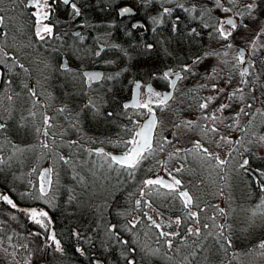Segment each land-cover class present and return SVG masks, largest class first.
I'll return each instance as SVG.
<instances>
[{
  "label": "snow or ice",
  "instance_id": "1",
  "mask_svg": "<svg viewBox=\"0 0 264 264\" xmlns=\"http://www.w3.org/2000/svg\"><path fill=\"white\" fill-rule=\"evenodd\" d=\"M2 2V0H0ZM11 4H16L22 8H31V17H34L32 35L35 40L46 42L48 39H60L54 32L55 24L52 17L56 15L54 5L63 4L66 8L71 9V15L74 18L82 16L81 8L75 0H9ZM140 9H154L153 15L148 17L152 25L159 26L161 23L167 22L176 10L188 14L191 19H199L200 23L197 26L187 30V36L195 39L201 37L204 32H207V39L216 43L217 47L211 48L210 51H205L203 55H197L190 62H186L177 69L167 68L162 73L153 72L150 78L153 81H163L165 89L163 91L156 90L152 84H144L139 80H132L128 83L131 85L130 100L125 101L120 105L118 113L108 112V117H119L125 122L118 125L120 133L114 143V147L120 149V154L106 153L103 147L88 150L89 155H94L100 160V168L108 175L115 174L118 186L135 182V191H130L127 194L128 207L123 211H118V215L124 217L123 227H118L117 223H108L104 229L105 239L101 241L104 250L109 248L113 252L120 248V257L123 258L124 264H136L131 253L136 251V246L139 245V237L135 241L122 238L124 233H133L137 231L139 226L145 229V235H154L156 242L161 241L168 250H175L179 255L181 249L174 245V240L179 238L180 244L185 248L192 250L187 252L178 264H195L197 258V249L204 250L207 246L203 244L200 238L203 236L205 240L214 238V245L225 251L232 247L231 236L226 234V230L230 227L227 223L218 224V217H225L227 213L223 207H214L215 215L205 216L202 219L203 213L207 211L206 207H200L199 198L184 186L182 179L177 178L178 174L189 171L188 158L193 160H201L208 163L209 167L217 171L219 179L227 180V166L232 160L240 158L236 171L243 170L246 173L252 171L248 156L253 155L252 145H264V134H258L251 131L254 120L257 115L264 117V111L253 108L258 97L255 96L257 87L264 89V84H258L261 78V73H264V57H259V53L264 51V0H210L209 3L201 4L199 8L196 5L186 7L182 0H136ZM160 4L157 8L156 5ZM170 6V5H173ZM137 8L132 4H124L118 7L117 15L121 18L131 19L137 14ZM3 9L0 8V12ZM219 11L221 16L213 17V12ZM196 12V16L192 13ZM181 22L180 16H175L171 20L172 32L178 35L182 34L179 28ZM5 17L0 15V87H3L4 92L0 94V112H7L8 117L12 116V110L5 108L3 101H13V94H9L11 86L15 82L14 77L19 76V72L14 70L19 68L24 73L28 69L23 64H18L14 57L6 48H11L13 45L5 43L7 33L3 32ZM255 25V28L252 26ZM84 27V25H81ZM147 25L144 21H134L131 23V28L126 29L128 35H132L135 31L145 29ZM246 30V33L252 34L251 40H245L249 44L248 48L237 47L234 44V35L240 29ZM152 32L157 31V27L150 29ZM78 38L80 42L85 41V36L81 32L70 33ZM31 42L29 43L30 46ZM113 49H118L124 55L128 52L119 45H110ZM147 50L154 48L153 44H146ZM81 49H77L80 51ZM59 53V49H53ZM104 46H100L95 50L93 55L100 57L105 53ZM259 57V58H258ZM211 58H216L217 65H207L205 61ZM113 61H107L112 63ZM222 64L224 67H220ZM258 65L259 67L258 69ZM60 68L70 74L73 79L82 77V82L86 81L89 85L93 82L116 80L121 73L116 72L114 75H102L99 71H89L84 73H75L67 63L60 64ZM227 69V71H226ZM8 73H13L8 79L4 76ZM239 77L236 80V77ZM253 77L252 79H249ZM192 80L194 87H188L187 81ZM235 81V83H234ZM184 83L187 92L178 85ZM23 88L27 91L28 97L31 99L33 108L38 109L39 103L37 100L38 93L35 88H30L27 83L23 84ZM201 90L208 94L201 96ZM247 90V91H246ZM180 93L179 104L185 105L186 110L197 112L199 115L196 120L186 119L179 124H173L177 130L183 128L191 131L198 126L199 121H204V125L200 128L202 139L210 140L217 147L225 148V154L222 156L219 153L209 151L201 140H195L190 148H179L175 146L174 140H178V131H173L172 136L163 135L164 129L162 122L158 119L157 112L163 113L171 109L172 103L178 100L175 95ZM19 97V93L15 94ZM261 98H264V91H261ZM264 103V99H261ZM86 108L100 114V107L93 100L89 99ZM66 107H61L57 110L59 116L66 113ZM225 113H228L225 115ZM37 111L29 110V116L35 120ZM42 115V123L32 124L35 133L39 140V146L43 150L41 157L51 154L52 165L43 169L33 167L28 173V179L24 180L21 177H14V181H19L22 190L13 192L17 199L21 202L32 201L33 205L43 203L45 207L30 206L21 207L16 200L12 198L9 192L0 191V212L11 210L12 214L5 217V222L8 220L15 221L17 216L15 213H20L29 225H34L38 230L29 233L32 237L40 238L43 243L38 244L35 252L40 253L47 248H53L55 253L66 255L62 242L57 238L55 232V221L50 215L47 208L56 207V193L59 191L60 172L57 171L58 165L73 166V152L69 151V155L60 154L59 149L62 147L55 140L56 133L52 131L56 125L53 123L55 117ZM241 117H250L246 127L240 126ZM24 124L22 127H28L26 118L21 117ZM78 115L75 120L69 121V128H78ZM7 128L5 116L0 114V134ZM221 128L225 131L221 132ZM230 131H239L242 133L240 137L233 140L229 135ZM63 135V133H61ZM218 137V138H217ZM4 143H0V152L5 151L10 145L12 154L8 157L0 156V172L12 166L14 160H19L29 149H22L12 141L5 138ZM173 147L172 152H168L166 158L161 159V156L166 153L167 146ZM68 149L78 148L76 140H68L66 142ZM243 149V151H241ZM39 159V157H38ZM176 160L180 163L179 167L170 168L169 161ZM146 162H152V165L147 169L144 168ZM155 170H163L165 176L156 175L147 176L143 180L137 181L138 173L146 171L152 173ZM61 171H64L61 168ZM73 171L75 169L73 168ZM260 194V202L255 204L252 210V216L264 215V170L257 169L254 174ZM107 178V177H105ZM73 179H77L80 183H84L82 177L76 173ZM35 180V182H34ZM5 184L7 178L5 177ZM15 188V183H14ZM220 195H223L221 190ZM76 197L70 194L69 202ZM160 200L159 205L156 201ZM7 205L8 208H3ZM119 208V206H117ZM131 209V210H129ZM163 209V211H162ZM103 211V209H101ZM165 211L169 215L165 216ZM211 221V224L208 221ZM212 229H217L213 232ZM2 230V229H0ZM207 230V236H204V231ZM71 236L77 240L81 239V233L73 230ZM196 237L197 239L189 244V239ZM7 240L11 242L13 235H8ZM90 246L95 247V243L90 238H85ZM14 248L27 249V244L19 246L13 245ZM256 249L260 255H264V240H261ZM146 255H156L159 249L146 250ZM75 253L84 256L86 249L75 247ZM7 253V248L4 249ZM15 259L16 251L8 253ZM110 255L112 253H109ZM33 252L29 251L24 258L23 264H32ZM168 260H173L172 256L167 257ZM16 264H21L17 261ZM89 264H107V257L90 258Z\"/></svg>",
  "mask_w": 264,
  "mask_h": 264
},
{
  "label": "flooded vegetation",
  "instance_id": "2",
  "mask_svg": "<svg viewBox=\"0 0 264 264\" xmlns=\"http://www.w3.org/2000/svg\"><path fill=\"white\" fill-rule=\"evenodd\" d=\"M81 1H82V5H80ZM83 1L84 0H75V2L78 4V6L81 8V11H82V16L79 18H74L71 15V9L66 8L63 4L54 5V8L56 10V15L52 17V21L56 25L54 28V32L56 36H59L61 38L60 39H56V38L48 39L46 42L37 41L32 35V29H33L32 22L34 21V17H31L30 13L31 11H34V9L21 7V11L16 12L13 10L15 8L14 4H11L9 0H4L3 1V3L5 2L3 4L4 9L2 12H0V15H3L6 21H8V23H13V22L18 21V24L22 25L21 27H15L12 30L10 29L9 25L8 27L6 25L3 26V28L5 27V29H7L6 31H9L10 33L15 32V36H18V40L20 41L21 45L30 43L29 40H32V43L36 47V48L34 47V49L38 50L41 55H49L51 53H54L56 56H58L57 58L58 62L56 63L58 67L56 68L52 67L51 70H48L47 76L45 78L43 77L44 80H42L41 83L45 84L46 87L52 89L50 94L54 97L55 103H56V105H53L52 108L59 109L61 107H66L67 109L66 112L73 113L76 116L78 115V122H79L78 127L79 128H76V129L80 130V132H83V134L81 135L80 132H78L77 130L75 133L77 136L75 138L76 139L80 138V140H82V143L84 141H88L89 144L92 145L93 133L87 127V121L93 115H95V113L92 111H89L86 108V105L88 104L89 99L93 100L95 103L99 105L100 111H102V109L104 111V109H106L109 106L111 109L119 108V110L116 111V112H119L120 106L118 107V105H114L116 102H110V100L102 104L103 103L102 97H104V94L101 93L102 87L107 86L108 81H105L102 79L101 81L93 82L91 85H89L86 81L82 82V77L78 79H73V77L70 74H66L60 68V64L67 63L69 67L73 70V72L75 73L82 74L86 70L93 69V68H99L102 71V75H107V74L111 75L110 72L109 73L107 72V74L104 73L103 66L114 64L115 62L114 55H116L117 52H119L118 49H113L110 47V45H118V43L115 41L116 39L111 38L112 33L117 32L119 34H122L123 36H125V39L129 36H133L135 39V46L137 47V51H140L141 53H145L147 51V49L145 48V45L149 43L152 44L150 41H153L155 43V47H157L156 45H158L159 48H161V50L155 49V53L157 54L156 58L145 60L146 64L144 65L146 67L151 66L150 67L151 69L148 68L147 69L148 71H144L142 67L139 68L140 71L144 72V75L143 73L141 74V76L143 75L142 77L144 79L139 78L135 80L142 81L146 85L152 84L156 90L163 91L165 89L164 82L163 81H153L150 78L151 73L156 72L155 70L156 68L154 67L155 65L163 64L164 68L162 69V72L165 69L170 68V67L177 69L179 66H182L186 62H190L192 58L196 57L197 55H203L205 51H210L211 48L217 47V45L215 42L207 39V32H204L201 37H198L195 39L188 37L186 34L187 30L190 29L191 27L197 26L200 23V20L189 18L188 14L182 12L181 10H176L173 16L167 19V22L161 23L159 26H157V25H152L150 20L148 19V17L155 14L154 9H151V8L150 9H140L136 3V0H111V4L114 9V13H116V15H117L118 7H122L124 4H132L134 7H136L138 9L137 14L131 19L121 18L117 15L116 19L113 21L103 20V19L95 21L94 18L91 19L88 16V12L84 9L85 2ZM182 2L185 4L186 7H192L193 5H196L197 8H199L201 4H205V3L210 4V0H182ZM170 6L174 7V4ZM156 7L159 8L160 4L158 3ZM221 15L222 13L219 11L213 12V17H218ZM175 16H180L181 18L179 28L182 34L180 35L172 32L171 20L175 19ZM192 16H196V12H193ZM134 21H144L147 27L145 29L135 31L132 35H128L126 33V29H130L131 23ZM81 25H84V27H81ZM152 27H157V31L152 32L150 30ZM252 27L255 28V25H253ZM77 31L81 32V34L85 36L86 38L85 41L80 42L77 37L70 35V33L77 32ZM252 35H254V33L248 34L246 33L245 29L240 28L235 33L234 38H233L235 46L248 48L249 44L246 43L245 40L246 38L247 40H251ZM179 37H182V40H183L182 45L177 40ZM6 39L11 40L10 37H6ZM53 40H55L54 49L58 48L59 53L53 51V49L50 47V44H52L51 42H53ZM100 46H104L106 51L105 53H102L100 57H96L93 55V53L95 50H98ZM78 48L81 50L77 51ZM158 51H160V53ZM53 57H52V61L56 62V59ZM259 57H264V51H261L259 53ZM107 61H113V62L107 63ZM17 63L21 64L18 61ZM205 63L207 65H217L218 61L216 58H211L205 61ZM146 67H143V68H146ZM220 67H224V66L220 64ZM259 67L261 66L258 65V69ZM14 71L19 72V69L17 68ZM22 74L23 75L21 77H23L24 79L23 82L26 81L28 86L32 85V83L34 82L33 77H30L26 73H22ZM9 76H13V73H8L7 75L4 76V79H8ZM252 78L253 77H250L249 79H252ZM14 79H15V82L11 86L10 90L17 87L18 84L22 83L19 81V76H15ZM238 79L239 77L237 76L236 80ZM186 83L188 87H194L192 80H188ZM258 84H264V73H261V78L258 81ZM178 87L183 88L184 91L187 92V88L184 86V83L179 84ZM21 91L23 92L22 93L23 96H20V98L17 97L18 99L15 100L14 102L12 101L11 102L12 104H18V105L22 104L23 106L27 104L26 102L27 100L26 97L28 95L27 91H24V89L23 90L21 89ZM261 91H264V89H260L259 87H257L255 96L257 95L258 97L257 103H259L261 107L264 109V103L261 102V99H264V98H261ZM207 94L208 93L204 90H201L200 92L201 96H204ZM175 95L177 96L178 100L176 102H170L172 103V107L171 109H169L170 111L169 110L167 111L168 113L170 112L172 114L174 121H178L177 120L178 116L192 113V111L186 110L187 101H185V105L179 104L180 93L178 91L175 93ZM130 96H131V92L127 98L121 101L120 105L124 103L125 101H127L130 98ZM43 102L44 101H42L41 104ZM15 108L16 107H14V109ZM17 108L21 109V106L19 105ZM194 113H197V112H194ZM227 114L228 113H225V115ZM157 116L159 119V111L157 112ZM84 118H86V120ZM243 118H244V121H240V126L246 127L249 119L248 117H243ZM204 123L205 122L201 120L200 123H198L199 124L198 128L192 129L196 131L197 135H199L200 137H201L200 128L204 125ZM262 123L264 124V122ZM80 125L82 126V129ZM12 127L13 126H11V128ZM30 128L31 127L29 125L28 131L26 130V128L24 130L21 129L22 131H19L17 134L18 135L20 134L23 137L22 138L17 137V138H18V141L20 142H23L24 140L29 145V146L27 145L29 150H32V146L36 145L37 143L35 142L36 138L35 139L30 138V134H31V132L29 134V131L31 130ZM263 128L264 127L261 126L260 129H262L263 131L262 132L260 131L258 134H264ZM9 129L10 128H8V130ZM224 131L225 129L221 128V132H224ZM251 131H254L253 127ZM229 135L231 136L233 140L239 137L238 131H230ZM7 136L9 137V135ZM105 136L107 138L104 137V139L102 140L105 141L106 139V143L109 144L111 140L110 138H108L107 133H105ZM202 141L205 147H207L209 150H213L215 153L217 152L224 153L225 148L217 147L214 143H211L210 140L202 139ZM58 142L61 143L63 142V140L58 139L57 143ZM190 144L191 143H189L187 147H189ZM100 147H103L104 150H106V148L102 145H99V147L97 148H100ZM250 147L252 148L253 155L248 156V158L250 160V166H251L252 171L250 173H246L243 170H240L238 172L234 169L233 171H230V172H232L233 174L240 173L245 179H247V182L249 183V187L252 188V190L254 191L255 190L254 188L258 189V185H257L256 178L254 175L256 173V170L254 169V166H253V160L255 159L254 145ZM65 150L69 154L70 149L65 148ZM107 151L108 153L113 154L114 152H120L121 150L112 151L111 149H107ZM74 152H77V149H75ZM80 153L82 152L80 151ZM80 155L84 156L85 154H80ZM30 156L31 154H29V157ZM83 156L81 157V159L83 158ZM191 159L192 158L190 157L188 158V163H190L192 166L194 165V161ZM151 165H152V162H146L144 165V168L147 169ZM172 166L173 165L169 164L170 168ZM46 167H49V166L46 165L43 168H46ZM189 167L190 165L188 164V168ZM76 170L77 171L75 172V174L80 173L81 175L79 176H84V174L88 173L87 170L85 172H82V170H79V168H76ZM101 171L103 172L102 175H105L108 178L110 177L111 179L116 180L115 176H113L114 174L108 175L106 172H104L103 169ZM157 174L165 176V178L167 179L162 169L161 170L154 169L152 173H147L146 171H142L138 173L137 181L143 180L147 176H152L154 178ZM214 174L215 176H212ZM73 176L74 174L73 175L66 174L67 179L71 178L72 180H74L75 185H74L73 194L76 197L73 200V203H74V201L76 200L78 201L81 193L82 194H85V193L84 191L82 192V188L79 187L80 182L77 179H73ZM203 177H205L204 180H202ZM210 177L218 178L219 176L217 175V171H213L212 169H210L207 171L198 172L196 170L189 169V171L184 172L181 177L180 176L177 177V178L184 180V182L188 185V188L191 190L194 197L199 198L198 203L200 204V207L207 208V211L201 214L202 219L205 216L215 215L213 208L218 207V205L217 204L215 205V202H213L215 198L212 200H208L210 197H208L207 195L210 193V190L212 191V189L215 187V185L213 184V181L214 180L218 181V179L212 180ZM230 177L234 178V175L233 177L232 176ZM209 180L211 181L209 182ZM232 181H233L232 183H236V179L235 180L232 179ZM185 183L184 185H186ZM108 185L110 184L108 183ZM234 188H235V185L233 186V189ZM0 191H4V190L0 188ZM62 192H63L62 186L60 185L58 194H61ZM111 192H112V188L111 186H109V188H107L103 193H99V194H102L101 196L104 195V198L101 199L100 197H96L97 201L95 203H93V201L92 202L90 201L91 206H93L92 207L93 211H90L87 217L80 218L81 220L77 222L78 224H80L79 226L80 228H76V227L73 228V230L81 233L80 240H77L75 237H73L74 238L73 248L75 249V247L79 246V247L86 249V254L83 257L87 259L88 263H89L90 258H93V257L95 258L108 257L110 258V261L108 260L107 264H124L123 258L120 257V248H122L123 246H120L119 248L116 249L115 252H113L111 248L104 250L102 243H101V241L105 239L104 229L108 223H117L119 221L118 227H121V228L123 227V224H124L123 218H120L119 216H117L115 219H112L109 216L108 209H109L110 204L107 206V203L109 201L106 202V199L108 198V195L111 194ZM90 198L91 196L89 197V199ZM102 203H104V205H101ZM160 203H161L160 200L156 201L157 205H159ZM249 203L250 201L246 202L247 205ZM101 209H103V211H101ZM168 215L169 213L165 211V216L167 217ZM208 223L211 224V221L209 220ZM217 223H218V218H217ZM142 235L145 236V229L143 228V226H139L137 231L133 233H124L122 238L135 241L138 236L140 238L139 239L140 241ZM85 238H90L95 243V247H92L87 242H85ZM152 238L154 240L153 241L154 243L152 244L154 245L152 246L153 249L154 248L158 249V246L160 244L156 242V237L154 235H152ZM193 239L196 240L197 238L196 237L190 238L189 243ZM212 239L214 240V238L210 237L207 240H205L204 237L202 236L201 241L207 247L204 250L197 249V258H196L195 264L197 263L205 264V263H211V262L218 263L219 261L222 262V257L221 255H219L220 254L219 251L216 248L213 249L214 242ZM174 242L179 243V246L177 245L181 249L179 255H177L176 251L172 250L173 251L172 252L171 250H168V249L162 250V252H160V256L159 254L146 255L145 251L141 250L142 247H140V245L138 246L134 245L136 247V251L134 253H131V256L134 257L136 264H178L179 261H174L170 263L166 261V259H163L161 257H163L164 254L170 255V254L176 253L177 256H181L180 258H182L185 254H187V252L191 251L192 249L185 248L184 245L180 244L179 238L175 239ZM109 253H112V254L110 255ZM205 258H209V260L206 261Z\"/></svg>",
  "mask_w": 264,
  "mask_h": 264
},
{
  "label": "rangeland",
  "instance_id": "3",
  "mask_svg": "<svg viewBox=\"0 0 264 264\" xmlns=\"http://www.w3.org/2000/svg\"><path fill=\"white\" fill-rule=\"evenodd\" d=\"M3 1L4 0H2V2H0V8H2V9H4L3 4L5 3V2L3 3ZM14 6H15V8L13 9L14 11H16V12L21 11L20 6H18L16 4H14ZM7 11H8V9H7ZM5 25L7 27L9 25L11 30L15 27H21L22 26L21 24H18V21L13 22V23H8V21H6V19H5L4 26ZM2 30H3V32L7 33V37H10V39H11V40H7L5 38V43L8 45H13V47H11V48H6V51H9L14 57H16L18 62L23 64L24 67L28 69V72L26 74H28L30 77H33L35 83L33 82L32 85H29V87L35 88V90L37 91V93H38L37 100H38V103L40 105L38 109L33 108L31 99L27 95V97H26L27 104L24 105L25 107L22 104H19L21 106V109L18 108V111L15 110V111H17V112H15L11 102H8L6 99L3 101L4 107L10 108L12 110V116L9 118L7 112H0V114H3L5 116V119L7 122L6 130L2 134H0V143L6 142L5 141V138H6L7 140L12 141L14 144H16L17 146H19L22 149H29L28 148L29 145L24 140H23V142L17 141V139H15V137L10 135V131L8 130V128H11V126H13V125H17L19 128H21L23 130L26 128L27 131H28V127L30 125V127H31L30 128L31 130L29 131V134L31 132L30 138H34V139L36 138L35 142L37 143L36 145L32 146V150L27 151L24 154V156H22L19 160H14L12 162V163H16V166L19 169V172L15 173L14 175L12 174L13 183H17L20 185L19 181H14V177H21L24 180L28 179V173L31 171V169L33 167L43 169V167L46 165L47 166L52 165L51 154H49L47 156H43V157L40 156L41 152L43 151L39 146L40 137H38L36 135L34 128L31 126L32 124L42 123V115L41 114L46 113L47 115H49L51 117H55V120L53 121V123L56 125V127H54L52 129V131L56 133V136H55L56 142L58 141V139L63 140V142H61V143L58 142V144L62 145V147L59 149L60 154L65 155V156L69 155L68 152L65 150V148H67V147L63 146V145H66V142L68 140H71V139L76 140L78 142V145H79L78 148H75V149H77V152H74L75 149L69 150V151L73 152V157H72L73 158V166L72 167L64 166L62 164L57 166V171L60 172L59 187L62 184L64 177H66V174H72V175L74 174L75 175V172L77 171L76 168H79V170H82V172H85L86 170L88 171V173H86L87 176H86V174L84 176H80L84 180V183H82L81 187L84 190L86 198H89L92 194L103 193L110 186V185H108L109 178L107 176H106L107 178H105V175H102V172H101L100 166H99L100 165L99 158L94 156V155L88 154V150L96 149L97 147H99V145H97V144L90 145L88 141H84L82 143V140H80V138H77V139L75 138L77 136L75 133L78 129L69 128L68 125H69V121L75 120L77 118V116L73 113H70V112H66L63 116H59L57 114L58 109L52 108L53 105H56L54 97L50 94L52 89L46 87L45 84L41 83V81L44 80L43 77L45 78L47 76L48 70H51L52 67L54 68L53 61H52V57H53L52 53L49 55H41L38 50L34 49L35 46L32 43V40H29L31 42V44H30L31 46H29V43L21 45L20 41L18 40V36H15V32L10 33L9 31H6L7 29H5V27ZM34 50H36V51H34ZM19 73H20L19 81L22 83L18 84L17 87H15L9 91L10 94H13V102L15 100H17L18 98H20V96H23L22 95L23 92L21 91V89L23 90L24 89L23 84L27 83L26 81L23 82L24 79H23V77H21L23 75L22 73H24V72L21 69H19ZM24 91H26V90L24 89ZM3 92H4V89H3V87H1L0 88V94H2ZM16 93L20 94L18 98L15 95ZM256 97H257V95H256ZM42 101H44V102L41 104ZM257 102H258V99L255 101L253 108L250 111L254 112L256 109H261V111H264V109L261 107V105ZM29 110L37 111V113H38L37 116L35 117L34 121H33V118L29 116ZM198 115H199L198 113L192 112L189 114L180 115L177 118L178 121H174L172 114L170 112L168 113L167 110L164 111L163 113L159 112V120L162 122V127L164 129L163 135L172 136L173 131H178V140H176V141L174 140V143H175V146L179 147V148H190V147H192V143L195 140H201V142L203 143L202 138L199 135H197L196 131H194V130L187 131L183 128L177 130L173 127L174 123L179 124L186 119L196 120ZM21 117L26 118L27 123H28V127H22L21 126L22 124L25 123V121H23L21 119ZM261 117L262 116L257 115L255 120H254L253 130L257 133H259L260 131L261 132L263 131L262 129H260L261 126L264 127V124L262 123V122H264V117H262V118ZM249 118L250 117H248V119ZM241 121H244L243 117H241ZM199 123H200V121H199ZM195 128H198V126ZM71 130H72V132H71ZM78 132H80V130H78ZM33 133H34V135H33ZM61 133H63V135H61ZM80 134L82 135L83 132H80ZM7 135H9V137ZM17 135H16V137H20ZM238 135L240 137L242 135L241 132L238 131ZM108 138H110V140H111V142L109 144L114 145V143L116 141L115 140L116 137L109 136ZM192 139H193V141H192ZM189 143H191V144L189 145V147H187V145ZM225 150H224V153L219 152L220 155L223 156L225 154ZM80 151L82 153H80ZM104 151L106 153H108L109 150L107 151V149H106ZM112 151H118V150H112ZM172 151H173V147L171 145H168L167 151L165 154H163L161 156V159L166 158L167 153L172 152ZM209 151L214 152L213 150H209ZM241 151H243V149H241ZM254 152H255L254 155L257 156L256 158H258L260 156H264V147L262 145H259L257 147L256 151L254 150ZM76 153H77V155H76ZM11 154H12V148L10 145L8 146V148L5 151L0 152V156H4V157H8ZM29 154H31L30 157H32V158L29 157ZM80 154H85V155L83 156ZM82 156H83V158L81 159ZM38 157H39V159H38ZM191 160H193V159H191ZM193 161H194V165H192V166L190 163H188L190 165L189 169H191V170H196L198 172H202V171H207V170L211 169L209 167L208 163L205 161H201V160H193ZM239 162H240V158L237 156V159L232 160L230 162V164L227 166V169H226L227 180L226 181L220 180L219 177L218 178H215V177L211 178L210 177L212 180L218 179V181H216V180L213 181V184L215 185V187L212 189V191L210 190V193L207 195L208 197H210L208 200H212L215 198L213 200V202H215V205L217 204L218 207H223L227 213V219H225V217H218V224L227 223L230 227L226 231H230V229L234 227V229H236L238 231L236 233L238 235L241 233V229L246 230L248 227L251 229H253V227H256L257 229L263 227V229H264V215L258 214L255 217L252 216V210H253L256 203L254 201H251L249 203L250 205L246 204V202H248L249 198L250 199L253 198L252 196L254 193L252 188L249 187V183L247 182V179H245L240 173L233 174L232 172H230V171H233L234 169H236V167H238ZM169 164L173 165L171 168H176V167L180 166V163L177 162L176 160L169 161ZM253 166L256 170L257 169L264 170V168L256 166L255 164H253ZM61 168H63L64 171H61ZM73 168L75 169V171H73ZM79 175H81V174L79 173ZM182 175H183V173L178 174V177L179 176L181 177ZM233 175H234V178H231L230 176L233 177ZM212 176H215V174ZM204 178L205 177H203L202 180H204ZM232 179L233 180L236 179V183H232L233 182ZM210 181L211 180H209V182ZM34 182H35V180H34ZM183 182H184V180H183ZM234 185H235V188L233 189ZM184 186L186 188H188L187 184ZM79 187H80V185H79ZM12 188H13V190L16 189L14 187H12ZM16 190H22V189H16ZM221 190L223 191V195L219 194ZM189 191L191 192L190 189H189ZM57 194H58V192L56 193V195ZM101 195L98 197H100L101 199L104 198V195L103 196H101ZM242 202H244V203H242ZM101 205H104V203H102ZM11 214H12V212H9V216ZM17 214H19V213H17ZM15 230H16L15 228L12 229V231L16 232ZM212 231L215 232L216 229H212ZM229 235L231 236L232 234H229ZM204 236H207V230H206V232L204 231ZM201 239H202V237L200 238V240ZM231 239L233 241L234 235L231 236ZM243 240H244V238H242L241 240L239 239L238 243L232 242V247L230 249H227V251L221 249L219 247V245L213 244L214 245L213 249L216 248L219 251L220 255L223 256V258H224L222 264H261L263 262L264 255H260L259 251L256 248L253 249L252 246H250V250H249V245H250L249 242L243 241ZM257 240H258V242H256V244H258L261 240H264V235H262L260 240L259 239H257ZM153 241L154 240L152 238V235H149V236L142 235L141 240L139 241V245L142 248H146V250H151V248H152V250H154L156 248L153 249V247H152V246H154V245H152L154 243ZM192 241H194V239ZM192 241H190L189 244H192ZM159 244L160 245L158 246V249H159L158 254L160 256V252H162V250H166L167 248L165 247V245L163 244L162 241ZM174 245L179 246V243L174 242ZM4 247L5 246L3 245V247H0V248H4ZM30 248H32V247H30ZM168 256H172L174 259L170 261L167 259ZM180 257L181 256H177L176 253L175 254L173 253L170 255L164 254V256L161 258L166 259V261L171 263L174 261H180L181 260ZM205 260L207 261V260H209V258H207ZM7 261H8V259H7ZM11 261L12 260L10 259L8 262H11ZM197 264H200V263H197Z\"/></svg>",
  "mask_w": 264,
  "mask_h": 264
},
{
  "label": "trees",
  "instance_id": "4",
  "mask_svg": "<svg viewBox=\"0 0 264 264\" xmlns=\"http://www.w3.org/2000/svg\"><path fill=\"white\" fill-rule=\"evenodd\" d=\"M89 1L84 0L83 2H85L84 9L88 12V16L91 19L94 18L95 21L102 19L113 21L116 19L117 15L116 13H114L111 0H91L90 3ZM80 5H82V1L80 2ZM111 38L116 39L115 41L118 43V45L121 48L125 49L128 52V55H124L122 52L119 51L117 52L116 55H114L115 57L114 64L103 66L105 74H107V72L108 73L110 72L111 75H114L116 72H120L121 75L116 80L108 81L107 86L102 87L101 93L104 94V97H102V102H103L102 104L110 100V102H116L114 105H118L119 107L121 101L127 98L128 95L130 94L131 85L128 82L139 78L144 79L142 77L144 75V72L140 71L139 68L142 67L144 71H148L147 69L150 68L151 66L146 67L144 65L146 64L145 60L156 58L157 54L155 53V49L161 50V48H159L158 45H156L157 47H155V43L153 41H150L154 45V48L150 51L147 50L145 53H141L140 51H137V47L135 46V39L133 36H129L125 39V36L115 32L111 34ZM177 40L181 45L183 44L182 37H179ZM51 43L52 44H50V47L54 49L55 40H53V42ZM158 52L160 53V51ZM52 55L54 56L53 58L56 59V62L53 61L54 68H56L58 67V65H56V63L58 62L57 60L58 56H56L54 53H52ZM154 67L156 68L155 69L156 72L162 73V69L164 68V65L159 64V65H155ZM142 73L143 75L141 76ZM12 106L13 109L14 107H16L15 109L18 111L17 108L19 106L18 104H12ZM118 110L119 108L111 109L108 106L106 109H104V111L102 109L99 115L95 114L90 119H88L87 127L93 133L92 145L97 144L104 146L106 149L120 150L115 148L114 145L107 144L106 139L105 141L102 140L104 139V137L107 138L105 136V133H107L108 137L112 136L116 138L120 133V128L118 125L123 124L125 121L116 116L114 117L107 116L108 111L113 113H118L116 112ZM84 119L86 120V118ZM80 127L82 129L81 125ZM9 131H10V135L15 137V139H17L18 141V138L16 137L17 135L16 133L22 131L21 128H19L17 125L16 126L13 125V127L10 128ZM17 136H20L21 138L23 137L20 134ZM258 146L259 145H254L255 151ZM262 146L264 147V145ZM256 157L257 156H255V159L253 160V164L261 168H264V156H260L258 158ZM100 170H102V168ZM17 172H19V169L16 166V163H12V166L10 168H6L3 172H0V188L5 192L12 190V192H9V194L12 195V198L16 200L21 207H30V206L45 207L43 203H40L38 205H33L32 201L21 202L20 200L17 199V196L14 195L13 192H16L17 191L16 189H22L21 186L17 183H15L16 189L13 190L12 188L14 187V183L12 181V174L14 175ZM113 176H115V174ZM5 177L7 178V184H5ZM109 179H110L109 184L112 188L111 194L108 195V198L106 199V202L109 201L107 203V206L110 204L108 209L109 216L112 219H115L117 216L124 219V217L118 215L117 213L118 211H123L125 208L128 207L127 194L130 191H135V186H134L135 182L134 181L129 182L128 184H123L121 182L122 186H118L117 180L111 179L110 177ZM74 185H75L74 180H72L71 178L67 179L66 177H64L63 182L61 184L63 192L61 194L56 195V207L47 208L53 220L55 221V225H54L55 232L57 234V238L60 239L62 242V246L65 249L66 255L62 256L60 253H55L53 251V248H47L45 251L36 253L35 249L37 245L42 244L43 241L38 237L30 236L29 233L31 231L38 230L37 227L34 225H29L26 221V218H24L20 213L19 214L15 213L17 216V220L15 221L8 220L7 222H5V217H8L9 212H11V210H9V211L0 212V229H2L0 230V247H3V245L5 246L4 248H0V264H16L17 261H20L21 264H23V260L28 255L29 251L34 253V255L32 256V264H89L87 262V259L75 253L73 248L74 238L73 236H71V232L73 231L74 227L80 228L79 227L80 224H78L77 222L81 220L80 218L87 217L90 211H93L92 209L93 206H91V202L93 201V203H95L97 201L96 197L100 196L101 194H92L91 198L89 199L86 198L85 194L81 193L78 201L76 200L73 203L72 200L71 202H69L68 197L70 194H73ZM79 185L81 187L82 183H79ZM254 189L255 190L252 196L253 198L249 199L248 202L254 201L257 204L260 202V194L258 189L256 188ZM83 191L84 190L82 189V192ZM117 206H119V208ZM3 208L7 209L8 206L3 205ZM13 228L16 229L15 230L16 232L12 231ZM237 232L238 231L233 227L230 229V231H226V234L228 235L232 234L231 236L234 235V239L232 242H236V243H238L239 239L241 240L242 238H244L243 241H247L250 244L249 250H250V246H252V248L255 249L257 245L256 242H258L257 239L260 240L262 235H264L263 227L258 229L256 227H253V229L248 227L246 230L241 229V233L239 232L240 233L239 235L236 234ZM8 235H13V240L11 242L7 240ZM21 244H27L28 248L27 249L18 248L17 250V248L13 247V245L19 246ZM5 248H7V253L4 252ZM13 251H16L15 259H13V257L8 254ZM221 257H222V262L219 261L218 263L211 262L205 264H222L224 258L223 256ZM7 259L8 261L11 259L12 263L8 262ZM108 260L110 261V258L107 257V261ZM261 264H264V260Z\"/></svg>",
  "mask_w": 264,
  "mask_h": 264
},
{
  "label": "water",
  "instance_id": "5",
  "mask_svg": "<svg viewBox=\"0 0 264 264\" xmlns=\"http://www.w3.org/2000/svg\"><path fill=\"white\" fill-rule=\"evenodd\" d=\"M89 71H99V72L102 73V71H101L99 68L89 69V70H86V71H84V72H89ZM128 100H130V98H129ZM128 100H127V101H128ZM113 154H120V152H114Z\"/></svg>",
  "mask_w": 264,
  "mask_h": 264
}]
</instances>
